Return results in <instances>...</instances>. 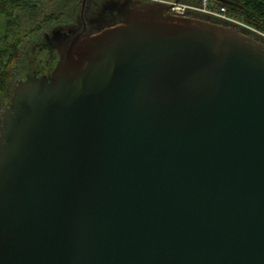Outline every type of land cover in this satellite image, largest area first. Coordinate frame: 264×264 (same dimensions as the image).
Masks as SVG:
<instances>
[{
  "label": "water",
  "instance_id": "obj_1",
  "mask_svg": "<svg viewBox=\"0 0 264 264\" xmlns=\"http://www.w3.org/2000/svg\"><path fill=\"white\" fill-rule=\"evenodd\" d=\"M170 9L44 34L0 115V264H264V44Z\"/></svg>",
  "mask_w": 264,
  "mask_h": 264
},
{
  "label": "trees",
  "instance_id": "obj_2",
  "mask_svg": "<svg viewBox=\"0 0 264 264\" xmlns=\"http://www.w3.org/2000/svg\"><path fill=\"white\" fill-rule=\"evenodd\" d=\"M81 1L0 0V115L9 101L16 78L23 72L31 73L54 54L48 49H44L41 54L33 53V47L42 44L44 34L56 27H76L83 19L96 17L100 7L109 0H84L83 7ZM207 1L211 3V7L208 4L210 9L225 8L226 14L232 19L264 33V0ZM181 2L201 5L203 0Z\"/></svg>",
  "mask_w": 264,
  "mask_h": 264
},
{
  "label": "built area",
  "instance_id": "obj_3",
  "mask_svg": "<svg viewBox=\"0 0 264 264\" xmlns=\"http://www.w3.org/2000/svg\"><path fill=\"white\" fill-rule=\"evenodd\" d=\"M169 4H171L170 12L173 15L183 16V17H191L193 15H202L211 21H216V22L225 23V24H229V22L237 23L239 26L238 22H235L231 17H229L226 14L225 8H219V10L210 9L208 7L207 0H203L201 5H194V4L184 5L181 2L179 3L169 2ZM253 31H255L256 33L262 34L260 31L256 29H254Z\"/></svg>",
  "mask_w": 264,
  "mask_h": 264
},
{
  "label": "flooded vegetation",
  "instance_id": "obj_4",
  "mask_svg": "<svg viewBox=\"0 0 264 264\" xmlns=\"http://www.w3.org/2000/svg\"><path fill=\"white\" fill-rule=\"evenodd\" d=\"M101 9V7H100ZM100 12V10H99ZM99 12L95 15L96 17L94 18H90V19H83V21H81V23H79L76 27L74 26H65L68 30H70L71 32L74 31L75 33H83V34H87V33H94L96 31V27H97V21H98V15ZM192 18H199V19H203L202 17L198 16V15H194ZM206 21H209L208 19H205ZM73 33V32H72ZM70 35V34H68ZM252 38V37H251ZM256 41H259L258 39L254 38ZM263 43V42H261ZM55 46V43L51 40H45V38L43 39V42L41 45H38L34 50V52H37L38 54H41L43 52L44 49H48V50H52V48ZM37 49V50H36ZM35 60V58H33ZM33 72V71H32Z\"/></svg>",
  "mask_w": 264,
  "mask_h": 264
},
{
  "label": "rangeland",
  "instance_id": "obj_5",
  "mask_svg": "<svg viewBox=\"0 0 264 264\" xmlns=\"http://www.w3.org/2000/svg\"><path fill=\"white\" fill-rule=\"evenodd\" d=\"M144 1H147V0H144ZM150 1V0H149ZM158 1H163V0H158ZM181 2V1H180ZM182 4H184V5H186L187 3H185V2H181ZM189 3V2H188ZM190 4V3H189ZM208 4H210L209 5V7H211V3H208ZM82 7L84 6V0H82L81 1V4H80ZM194 5H196V4H194ZM82 7H81V10H82ZM194 16V15H193ZM193 16H191V17H193ZM198 16H200V15H198ZM200 17H202V16H200ZM203 19H204V17H202ZM202 19V20H203ZM206 19V18H205ZM235 22H238V21H236L235 19H233ZM211 23H214V22H211ZM239 23V26H238V24L237 23H231V22H229V24H221V25H224V26H226V27H229V28H232V29H234V30H236V31H239V32H241V33H243V34H245V35H247V36H249V37H252L253 39L254 38H256V39H258L259 41H261V42H263V44H264V33L263 32H261L262 34H259V33H256L255 31H253L254 30V28L253 27H247L244 23H241V22H238ZM251 28V29H250ZM51 31V30H50ZM50 31H47L45 34H50ZM80 33V32H79ZM54 42V41H53ZM55 43V42H54ZM33 48H36V45L33 47ZM24 74H26V73H21L20 74V76H18L17 78H16V80L17 79H19L21 76H23ZM27 74H29V73H27Z\"/></svg>",
  "mask_w": 264,
  "mask_h": 264
}]
</instances>
